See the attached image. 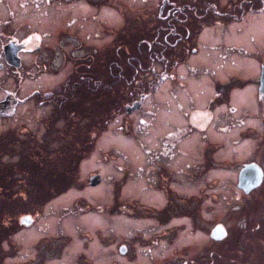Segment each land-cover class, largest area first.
I'll use <instances>...</instances> for the list:
<instances>
[{
    "label": "flooded vegetation",
    "instance_id": "af4514ba",
    "mask_svg": "<svg viewBox=\"0 0 264 264\" xmlns=\"http://www.w3.org/2000/svg\"><path fill=\"white\" fill-rule=\"evenodd\" d=\"M186 1L188 4H183ZM69 2L72 3L73 0ZM38 3V0H32L31 9L37 10ZM4 7L5 11L10 12L8 5ZM156 8L157 13L154 16L147 15L146 26L156 32L157 36L151 40V45L146 39L141 41L149 44L148 57L155 62L151 66L152 71L148 70L150 79L143 90L144 105L149 104L156 93L161 90L159 96L162 97V108L159 110V118L160 114L165 113L174 118H169L167 123L166 117H162L161 124H155L154 127H151L150 120L144 121L146 128H149L145 137L148 140L151 136V141L145 144V149H143L145 169L142 177L140 176L142 185L137 187V193H140V188L147 190L144 200L146 195L147 199L141 208L129 204L120 206L118 196L119 184L122 181L119 183L114 181L112 192V208L116 210L114 216L118 218L119 210L132 217H144L149 222L147 224L150 228L145 230L148 237L144 243L148 248L163 249L160 250L159 264H264V94L260 93L264 67L261 61L264 48L263 43L258 41L259 39L250 36L251 32L245 34V31L251 30L249 27H254L255 24H257L255 26H261L260 23L262 24L260 32L264 31V0H160ZM77 19L78 17L73 19L75 23ZM5 25H8V22H5ZM28 26L32 33L26 38H11L8 42L1 43L0 74L22 72L27 76L33 75L30 70H24V56L36 58L40 55V58L36 59V64L34 63L35 74L39 72L42 75L49 74V66L55 53L62 56L64 65L66 63L73 66L71 72L68 71L70 73L65 77L63 76L62 79L58 77L54 81L53 88L49 90H42L39 86L33 88V96L30 100L34 103L33 108L37 106L50 110L48 116L42 121L45 133L42 140L43 148H37L35 152L45 157L47 162H51L60 158L63 146L60 135L55 138L54 130H60L62 123L64 127L66 124L65 117L62 119L50 117L52 109L55 108L54 103L62 96L68 95L72 85L84 82L88 67L94 62L97 65L103 56L101 52L94 51L83 58H72L70 55H65L62 46V53L59 52L61 48L56 50L57 38L64 35H70L71 38L66 36L70 40L79 39L80 45L86 46L85 40L89 41V37H84L82 41V36L78 38L77 30L57 31L53 28L51 31L54 34L53 37L46 32H38L37 24L34 22L28 23ZM234 26H237L236 31L225 33ZM122 31L123 28L117 33ZM117 38L118 36L115 37V42ZM113 39L103 50L104 55L108 53V47L113 45ZM7 45L15 53L13 57L18 60V67L7 59L5 51ZM207 50L215 52V56L217 53L216 59L223 60L225 65L208 68L205 63L211 60L208 59ZM231 51L234 53L239 51L238 56L243 58L249 57L250 59L251 57L250 65L255 67L253 72L242 68L238 63L239 60L237 64L241 68L239 66L234 69L230 68L231 64L228 61L232 56L237 58L236 55L231 54ZM199 54L204 56V68H196L190 63V60ZM42 57L47 58L40 61ZM201 69L202 74L198 75L209 78L210 85L206 87L208 91L204 90L203 85L199 86L196 80L189 79L191 76H196L191 74L192 71ZM185 71L188 74H183ZM251 73L256 75L250 81H233L236 78L243 79L245 74ZM49 75L57 76L53 72ZM183 77L187 81L184 85L181 84L184 82ZM170 80H176L179 84L176 87L165 85ZM189 82L195 83L189 86ZM16 84H20V80H17ZM149 87L159 90L151 92L148 91ZM194 88L197 90L195 97L192 91ZM20 90L18 85L14 88L12 92L17 100H13L10 94V96L7 95L5 85L0 82V121L5 120L11 107L29 103L28 98L24 100L19 98ZM241 93L243 94L240 97ZM250 93L254 95L255 109L246 108L244 105L252 102L249 101ZM141 95L129 103L137 102ZM166 98L177 100L176 105H173L177 108L176 114L171 113V108H167L170 101ZM198 98L202 99L197 105ZM147 113L148 117L154 115L152 108H148ZM182 116L188 118L186 120L188 122L182 120ZM14 117L15 115L12 116ZM113 119L114 117L112 119L110 117L108 124ZM81 122L88 123L87 120ZM151 129L154 132L159 131V138L153 137ZM195 130L198 133H195ZM94 131L95 128L91 127L88 132L90 139L96 137ZM2 132L5 133L3 130ZM203 138L210 147L211 158L207 163L209 165L206 167L200 165V169L196 172L190 164L183 169L181 167L183 158L181 157H187L183 146H189ZM185 140L188 141L185 142ZM53 144L60 147L56 153L48 149ZM156 144L158 149H152V146L155 147ZM36 146L41 147V144H36ZM216 153L220 154L218 165L214 164ZM5 157L7 158V155ZM213 157L215 158L212 159ZM42 159H39L40 163H43ZM167 160L171 163L168 168L163 166ZM156 162L159 165L152 176L149 164ZM190 172L194 175V182L187 195L182 191L181 177L187 176L190 179ZM220 184L222 190H220ZM214 205L220 207L215 208ZM214 209L218 211L215 218H213ZM182 220L189 221L191 225L189 230L190 235L193 236L191 246L182 245L181 226L179 225ZM217 220L221 221L217 222ZM151 221H156L160 229L151 228ZM197 234L199 235L195 238ZM176 237L177 240H175ZM169 239L173 242L171 246L165 243ZM123 246L125 248H121L120 252L128 256L131 248L134 247V240H129L126 245L123 243ZM191 247H193V254L182 260V253Z\"/></svg>",
    "mask_w": 264,
    "mask_h": 264
},
{
    "label": "rangeland",
    "instance_id": "374dc122",
    "mask_svg": "<svg viewBox=\"0 0 264 264\" xmlns=\"http://www.w3.org/2000/svg\"><path fill=\"white\" fill-rule=\"evenodd\" d=\"M38 2L39 8L32 10L30 7L32 0L0 1V45L3 42H8L11 38H26L32 33L28 23L34 22L38 26H36V30L37 28L39 30L38 32H46V34L53 37L54 34L51 32L53 28L57 31H63L64 29L65 31L77 30L79 33L78 38L82 36V41L84 37H89V41L88 39L85 40V43L87 42L86 46L80 45L79 39L70 40V35L58 37V48L56 47V50L58 51L61 48L59 52L62 53L63 47L66 56L83 58L94 51H99L104 56L103 50L113 39L111 32L120 31L121 28H125V25L130 26L133 22L132 17H137L138 15L142 20L143 17L145 18L143 23L147 25V15L154 16L157 13L156 7L159 5L160 0H73L72 3L69 0H38ZM15 3L16 6H14ZM183 4H188V2L186 1ZM5 5L9 6V10L12 13L5 11ZM75 17H78L76 23L73 20ZM5 22H8V25H5ZM78 25L79 27H77ZM255 25H253L254 27H249L251 30L249 32L245 31V34L247 35L251 32L250 36L259 39L258 41L263 43L262 47L264 48V31L260 32L262 24L260 23L261 26ZM233 30L236 31L237 26L230 28L225 33ZM119 34L121 33H118L115 37ZM66 36H69V38H66ZM51 40L50 38L49 41L51 42ZM114 41H116L115 38ZM80 47L82 48L80 49ZM73 51L74 53H71ZM206 52L210 53H208V59L211 60L205 63L208 68L225 65L223 60L216 59L217 53L215 56L213 51L207 50ZM239 53V51H235V53L231 51V54L236 55L237 58L232 56L228 61L231 64L230 68H237L239 66L237 61L239 60L238 63L242 68L250 69L253 72L255 67L250 65L251 57L250 59L249 57L243 58L238 56ZM57 54L55 53L52 56L53 61H51L49 66V74L53 72L57 76L42 75L40 72L35 74L34 63L36 64V59L40 58V55L36 58L29 56H24L23 58L24 70H30L33 75L27 76V74L22 72H3L0 74V82L5 85L7 95H11L10 97L13 100H17L12 92L14 88H17V85L21 89L19 98L22 100L29 98V96L31 97L34 91L33 88L36 86H39L42 90L53 88L54 81L58 77L62 79L63 76L65 77L73 69L72 64L68 65L65 63L64 65V59L62 56L60 57V54ZM201 54L192 59L190 58V63L196 68H204L205 66L204 56ZM46 58L42 57L40 61ZM88 63L90 64L91 62ZM261 63L264 64V49ZM258 64L260 65L259 62ZM241 67L239 66V68ZM202 71V69L192 71L191 74L196 76H191L189 79L196 80L199 86L203 85L204 90L208 91L206 87L210 85L209 78H203L202 75H198L202 74ZM183 74H188V72L185 71ZM254 75L256 74H245L243 79L236 78L233 81H250L255 78ZM17 80H20V84H16ZM182 80L184 82H181V84L184 85L187 81L184 80V77ZM192 83L195 82H189V86L193 85ZM178 84L176 80H170L165 85L176 87ZM149 88L148 91L151 92L153 90L156 91V89L159 90L158 88L154 89V87ZM192 91L195 97L197 90L194 88ZM160 93L161 90L156 93L149 104L144 105V101L141 98V108L128 116L124 113L125 106H120L118 112H115L112 122L106 126L105 131L92 143V149L87 150L89 151V156L85 160L82 158L83 161L79 164L77 178L72 187L62 196L47 202L42 212L32 217L34 222L30 227L19 230L3 240L0 246V264H159L163 249L148 248L144 243V240H147L146 237H148L145 230L150 228L147 224L149 222L144 217H132L119 210L118 218H115L114 213L116 210L112 208V192L114 181L115 183L122 181L119 184L120 191L118 196L120 206L129 204L130 206L141 208L143 202H146L147 195L145 200L144 197L147 194V190L140 188V193H137V187L142 185V179L140 180V178L145 169L143 149H145V144H149L151 141V136L148 140L145 137L149 128H146L144 121L150 120L151 127H154L155 124H161L162 117H166L167 123L170 120L169 118H174L167 113L160 114L159 118V110L162 108ZM172 94L180 95L179 93ZM242 94H240V97ZM166 99L169 100L168 98ZM201 99H197V105ZM30 100L32 99L30 98L28 100L29 103L26 105L14 106L9 109L5 120L0 121V134L3 133L2 130L5 132L19 131L24 125L28 131H31L36 136L38 141L43 140L45 133L42 121L43 118L48 116L49 109L38 108L37 106L33 108L32 104L34 105V103L33 101L30 102ZM245 100L247 101V99ZM169 101L170 105L168 104L167 108H171V113L176 114L177 108L173 105L177 100L170 99ZM249 101L252 102L244 104L245 107L255 109L253 93L249 94ZM132 104L129 103L127 106ZM148 108H152V113L154 112L152 117L150 115L148 117ZM13 115H15L14 118H12ZM181 118L184 121L188 119L183 116ZM197 130L199 131V128ZM197 130L194 132L198 133ZM150 131L152 132L153 129ZM21 135H23L22 131ZM152 135L159 138V131H153ZM187 141L185 140V142ZM156 142L158 144V140ZM157 144L155 147L153 145L152 149H158ZM59 148V145L54 144L48 149L50 152L56 153ZM183 148L186 149L184 153L187 156L181 157L183 158L181 159V167L183 169L190 164L196 172L197 169H200V165L205 167L209 165L207 163L211 158L210 147L204 141V138L195 141L189 146L184 145ZM15 154L7 152V155ZM215 156L216 161L214 164L218 165L217 161L220 159L218 158L220 154L217 155L216 153ZM17 160L18 157L4 159L7 164L14 163ZM150 164L149 171L153 176V172L156 171L159 163ZM169 165L171 163L167 160L163 166L168 168L170 167ZM96 173L101 176V182L97 187L92 188L89 186V178ZM193 179L194 175L192 174L190 179L187 176L181 177L182 191L187 195L192 189ZM219 186L220 190H222L221 184ZM133 198L137 199V201ZM218 207L220 206H215V208ZM217 214L218 211L215 210L213 218ZM218 217L221 218L220 215ZM150 224L151 228L157 227L156 230L160 229L156 221H151ZM179 225L181 226L182 245L191 246L193 236L189 233L191 227L189 221L182 220ZM198 235L194 237L197 238ZM129 240H134V247L131 248V253L126 256L121 254L120 251L121 248H125L123 243L126 245ZM139 240L141 243H137ZM175 240H177V237ZM169 241L171 240L169 239L165 243L171 246L173 242ZM166 248H169V246H166ZM166 251H169V249H166ZM191 254H193V247L182 253V260L190 257ZM157 260L158 262H156Z\"/></svg>",
    "mask_w": 264,
    "mask_h": 264
},
{
    "label": "trees",
    "instance_id": "16d2710c",
    "mask_svg": "<svg viewBox=\"0 0 264 264\" xmlns=\"http://www.w3.org/2000/svg\"><path fill=\"white\" fill-rule=\"evenodd\" d=\"M132 21L119 32L117 42L113 39L98 64L88 67L85 81L72 85L69 94H61L54 103L50 117L66 119L65 127L62 123L60 130H54L55 138L60 135L63 144L60 158L47 162L37 154L35 150L43 147L35 145L30 132L29 140L14 139L10 147L0 146V246L19 230V216L41 213L47 202L72 187L80 161L92 149L93 140L88 137L91 127L100 135L120 106L145 94L148 70L151 72L155 63L148 57L149 44L157 33L147 28L144 17L134 16ZM144 39L149 44L142 43ZM84 120L88 123L81 122ZM7 152L16 153L8 156H17L18 160L4 164L2 158Z\"/></svg>",
    "mask_w": 264,
    "mask_h": 264
},
{
    "label": "water",
    "instance_id": "95a60500",
    "mask_svg": "<svg viewBox=\"0 0 264 264\" xmlns=\"http://www.w3.org/2000/svg\"><path fill=\"white\" fill-rule=\"evenodd\" d=\"M5 51H6L7 59L11 63H13L16 67H18V60L15 57H13L15 55V53L12 52L11 47L7 46L5 48ZM260 93L264 94V67H263V70H262ZM139 108H140V104H134L132 108H127L126 112L130 114V113L138 110ZM98 182H99V177L98 176L94 177V178H92L90 180V185L91 186H95V185L98 184ZM33 222H34V220L32 219L31 216H23L19 220V225L22 226V227L28 228V227H30L33 224Z\"/></svg>",
    "mask_w": 264,
    "mask_h": 264
}]
</instances>
